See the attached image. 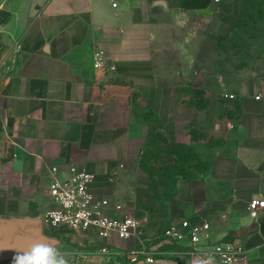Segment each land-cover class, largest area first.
<instances>
[{"label":"crops","instance_id":"1","mask_svg":"<svg viewBox=\"0 0 264 264\" xmlns=\"http://www.w3.org/2000/svg\"><path fill=\"white\" fill-rule=\"evenodd\" d=\"M215 4L0 0V215L42 217L51 206L49 167L58 164L82 165L95 175V193L105 194L112 175L137 161L135 94L175 128L220 120L237 102L239 138L216 154L203 181L179 183L182 216L208 217L215 240L264 255V210L258 220L248 211L252 198H264V79L229 81L225 98L202 109L157 79L155 13L204 14ZM97 50L114 69L95 66Z\"/></svg>","mask_w":264,"mask_h":264},{"label":"rangeland","instance_id":"2","mask_svg":"<svg viewBox=\"0 0 264 264\" xmlns=\"http://www.w3.org/2000/svg\"><path fill=\"white\" fill-rule=\"evenodd\" d=\"M155 17L159 20L153 56L158 82L175 88L179 97L195 107L207 103L203 98L223 100L221 90L229 81L251 76L264 79V0H221L205 14L158 11ZM131 103V112L138 120L133 123L137 161L112 175L105 194L120 198L135 215L147 218L145 233L150 243H155L165 227L184 214L179 183L203 181L216 154L228 151L238 140L234 123L239 105L234 103L220 120L198 119L175 128L162 121L137 94ZM146 152L158 168L156 174L140 166ZM162 166L165 169L159 170ZM168 170L170 180L163 175ZM177 171L182 174H174ZM209 220L205 217L201 222ZM52 235L59 238L55 247L69 264L120 263V258L113 262L69 231ZM169 254L154 264H190L177 250ZM0 264H12V260ZM241 264H264V255H248Z\"/></svg>","mask_w":264,"mask_h":264},{"label":"built area","instance_id":"3","mask_svg":"<svg viewBox=\"0 0 264 264\" xmlns=\"http://www.w3.org/2000/svg\"><path fill=\"white\" fill-rule=\"evenodd\" d=\"M103 57L102 50L95 52V66L114 69V65L105 64ZM49 168L51 206L42 216L46 233L69 231L113 262L120 258L119 264H154L174 250L187 257L190 264H206L209 259L212 264H241L246 257L244 246L230 239L215 240L209 222H197L187 216L175 218L163 230L160 241L150 243L145 233L147 218L135 215L120 198L95 193L94 173L76 163ZM263 210L264 198L250 200L251 218L260 219ZM121 240L137 243L123 247L118 243Z\"/></svg>","mask_w":264,"mask_h":264},{"label":"water","instance_id":"4","mask_svg":"<svg viewBox=\"0 0 264 264\" xmlns=\"http://www.w3.org/2000/svg\"><path fill=\"white\" fill-rule=\"evenodd\" d=\"M208 13V12H200ZM43 217L0 215V262L12 260L18 251L36 243L58 245V237L44 230Z\"/></svg>","mask_w":264,"mask_h":264},{"label":"clouds","instance_id":"5","mask_svg":"<svg viewBox=\"0 0 264 264\" xmlns=\"http://www.w3.org/2000/svg\"><path fill=\"white\" fill-rule=\"evenodd\" d=\"M12 264H69V261L53 244L36 243L18 251L12 258ZM206 264H212L211 259Z\"/></svg>","mask_w":264,"mask_h":264},{"label":"trees","instance_id":"6","mask_svg":"<svg viewBox=\"0 0 264 264\" xmlns=\"http://www.w3.org/2000/svg\"><path fill=\"white\" fill-rule=\"evenodd\" d=\"M205 101H207V103L209 102V100H206L205 98H203ZM202 99V100H203ZM206 103V102H205ZM205 103H202V105L201 106H197L198 108H205L206 106H207V103L205 104ZM151 111H152V109H151ZM140 166L144 169V171H146L147 173H150V174H156L157 172H156V170L158 169L157 168V166H154V165H152V158H151V155H150V157L147 155V152L146 153H144V155L142 156V159H141V161H140ZM161 169H165L164 168V166H162V167H160L159 168V170H161ZM181 171V170H180ZM180 171H177V172H174V174H176V175H179V174H182V172H180ZM159 173V172H158ZM164 177H166V179L167 180H170L171 178V175H172V173L168 170V171H166L164 174ZM144 195H146L147 197H150V195L148 194V193H145ZM169 200H171V199H169ZM138 216V215H137ZM147 223H148V221H147ZM56 232H54V233H48V234H55Z\"/></svg>","mask_w":264,"mask_h":264}]
</instances>
